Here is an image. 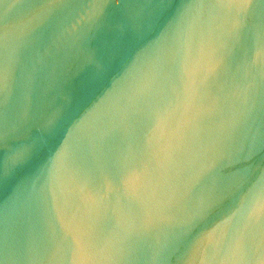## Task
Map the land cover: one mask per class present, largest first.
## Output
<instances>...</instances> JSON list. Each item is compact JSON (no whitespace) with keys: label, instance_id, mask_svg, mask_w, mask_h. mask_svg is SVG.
Segmentation results:
<instances>
[{"label":"water","instance_id":"95a60500","mask_svg":"<svg viewBox=\"0 0 264 264\" xmlns=\"http://www.w3.org/2000/svg\"><path fill=\"white\" fill-rule=\"evenodd\" d=\"M0 264H264V0H0Z\"/></svg>","mask_w":264,"mask_h":264}]
</instances>
